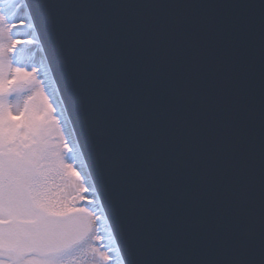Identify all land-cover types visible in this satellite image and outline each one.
<instances>
[{
    "label": "snow or ice",
    "instance_id": "6c2138e0",
    "mask_svg": "<svg viewBox=\"0 0 264 264\" xmlns=\"http://www.w3.org/2000/svg\"><path fill=\"white\" fill-rule=\"evenodd\" d=\"M0 264H264V0H0Z\"/></svg>",
    "mask_w": 264,
    "mask_h": 264
},
{
    "label": "bare ground",
    "instance_id": "6f19581e",
    "mask_svg": "<svg viewBox=\"0 0 264 264\" xmlns=\"http://www.w3.org/2000/svg\"><path fill=\"white\" fill-rule=\"evenodd\" d=\"M20 29H14L13 32L16 34V36L19 37V34L22 36V37H19L21 39H32V40H35L37 41V43H30V44H24V47L22 50L19 51L18 55L22 58L24 57V51H30L31 54H32V59H31V63H35V64H39V62L42 60V59H46V56H45V52H44V49H43V45H42V42L39 38V35H38V30L36 32V35L33 36L32 33L26 29H22V31H19ZM49 91H50V88H49ZM78 169H79V166H78Z\"/></svg>",
    "mask_w": 264,
    "mask_h": 264
},
{
    "label": "rangeland",
    "instance_id": "374dc122",
    "mask_svg": "<svg viewBox=\"0 0 264 264\" xmlns=\"http://www.w3.org/2000/svg\"><path fill=\"white\" fill-rule=\"evenodd\" d=\"M19 31H22V29H20ZM16 35V34H15ZM19 37H22L20 34H19ZM5 45H7V43H8V41L7 40H5ZM23 47H24V45H20V46H18V49H19V51L20 50H22L23 49ZM22 48V49H21ZM24 58H28L29 59V62H30V60H31V57H30V55H31V52L28 50V51H24ZM18 62H16V64H17ZM17 65H20V64H17ZM22 65V64H21ZM20 65V66H21ZM22 66H25V67H28L29 69L33 66V64H31V65H22Z\"/></svg>",
    "mask_w": 264,
    "mask_h": 264
},
{
    "label": "water",
    "instance_id": "95a60500",
    "mask_svg": "<svg viewBox=\"0 0 264 264\" xmlns=\"http://www.w3.org/2000/svg\"><path fill=\"white\" fill-rule=\"evenodd\" d=\"M40 34H41V32H40ZM41 37H42V41H43V43H44V46L46 47V50H47V43H48V41H47V37L44 36V35H42V34H41Z\"/></svg>",
    "mask_w": 264,
    "mask_h": 264
}]
</instances>
